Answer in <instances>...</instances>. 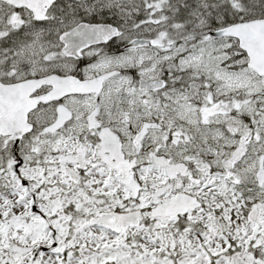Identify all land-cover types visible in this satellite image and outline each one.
Masks as SVG:
<instances>
[{"label":"snow or ice","instance_id":"snow-or-ice-1","mask_svg":"<svg viewBox=\"0 0 264 264\" xmlns=\"http://www.w3.org/2000/svg\"><path fill=\"white\" fill-rule=\"evenodd\" d=\"M0 264H264V0H0Z\"/></svg>","mask_w":264,"mask_h":264}]
</instances>
